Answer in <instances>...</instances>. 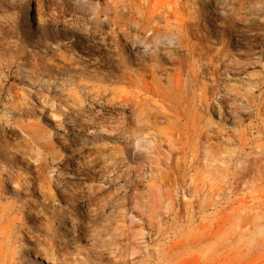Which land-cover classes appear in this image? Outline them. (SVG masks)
Instances as JSON below:
<instances>
[{"label":"rangeland","instance_id":"374dc122","mask_svg":"<svg viewBox=\"0 0 264 264\" xmlns=\"http://www.w3.org/2000/svg\"><path fill=\"white\" fill-rule=\"evenodd\" d=\"M238 1L179 0L180 46L137 65L119 53L131 70L157 67L145 90L113 80L116 68L99 55L85 59L51 16L41 34L33 15L37 6L50 15L81 5L78 21L105 14L143 38L151 35L145 4L0 0L7 261L264 264V12L240 23ZM159 26L163 35L176 30L172 21ZM245 56L254 64L242 68ZM174 57L186 70L178 82L169 78Z\"/></svg>","mask_w":264,"mask_h":264},{"label":"bare ground","instance_id":"6f19581e","mask_svg":"<svg viewBox=\"0 0 264 264\" xmlns=\"http://www.w3.org/2000/svg\"><path fill=\"white\" fill-rule=\"evenodd\" d=\"M151 1L152 0H135V7L139 8V10H141L142 8V5L139 2L145 4L144 8L148 14V20L146 26H142V29H144V33L151 31L150 37L142 38L139 33L126 36L127 29L116 25L114 22H111L105 14L103 16L104 20L101 21L100 19L98 20V17L96 15L95 17L93 15V18L90 17L91 22L89 23L86 20L84 21L83 19L78 21L75 17V13H77V11L81 8V5L72 7L71 11L67 9H58L59 11H56V9L53 7V12L50 15L48 14V9L45 10V13H43L41 12L42 6H37L33 12V15H36V19L38 20V22L36 23L37 28H35L37 30L39 29L41 34L45 33L46 30H44L41 26L47 18L46 16H51V21L56 24L59 23L64 29L63 34L61 35L66 40H69L73 46L77 47L79 52L85 59H93L95 58L94 54H97L99 55L98 58L101 65H105V67L113 66L116 68V72L112 74L113 80L125 85H142L145 89V75L148 73L151 79H155L157 67L150 65L149 69L146 67H142L138 70H131L124 64V61L119 58V53L126 54L131 59L134 65H137L138 61H157L159 59L158 57L163 56V54L161 53V49H163L164 46H180V41L178 40L180 34L177 30L180 27V24L183 22V18L181 19V16H179L181 11L179 0H155L156 2L153 0L155 2L154 3L152 1L154 4H151ZM237 3L238 4L236 5L234 12L237 19L240 20V23L244 24L245 22H249L255 15L258 16V14L264 12V0H243L238 1ZM257 5L259 7L255 8V6ZM96 13L97 12L95 10L94 14ZM170 21L174 22L176 30L164 35L159 34V25H168ZM103 22L111 24L112 26H116V29H113L110 33L101 31L99 27H101L100 24H102ZM95 31H97L98 33L97 37L95 35ZM123 36L128 38V42L125 44L119 43L120 37ZM152 41L155 42V45L153 46L150 44V42ZM192 52V48L187 49V53ZM173 59H175L176 71L173 73L174 77L171 78V75H169V78L171 80L174 79L178 82L180 76L186 75V70H184V62L180 57H174ZM242 59L243 60L241 61V64L239 63L242 68L254 64V62L251 60V56H245V58ZM209 61L210 59H208V62ZM104 122L106 121L104 120ZM100 123L101 122H99V124ZM72 173L74 174V172ZM8 174L10 175L12 174V172ZM7 178H9L11 183H14L13 180L15 178H10V176H7ZM78 182L79 184H84V181ZM43 184L44 183L40 184L38 182H34L30 187H32V189L36 188V190L41 193L40 190L44 187ZM44 188L47 189L46 186ZM6 230L7 229L4 228L0 231V264H9L10 261H7V258L9 256H12L14 253V251L11 249V246H8V248H6V244H2V242L5 241L4 237L7 234ZM11 262L14 263V260L11 259Z\"/></svg>","mask_w":264,"mask_h":264}]
</instances>
